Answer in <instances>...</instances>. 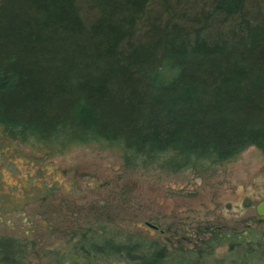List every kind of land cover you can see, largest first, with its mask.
Here are the masks:
<instances>
[{"label":"trees","instance_id":"trees-1","mask_svg":"<svg viewBox=\"0 0 264 264\" xmlns=\"http://www.w3.org/2000/svg\"><path fill=\"white\" fill-rule=\"evenodd\" d=\"M0 138L118 145L172 171L264 153V0H0ZM109 231L83 230L56 264H264L257 226L176 245ZM24 252L0 237V264Z\"/></svg>","mask_w":264,"mask_h":264},{"label":"rangeland","instance_id":"rangeland-1","mask_svg":"<svg viewBox=\"0 0 264 264\" xmlns=\"http://www.w3.org/2000/svg\"><path fill=\"white\" fill-rule=\"evenodd\" d=\"M262 199L264 153L253 145L206 170L172 171L158 162L127 165L118 145L94 142L60 152L0 138V237L25 245L21 264H56L58 255L72 250L90 227H106L110 235L156 234L159 241L174 245L191 244L206 227L264 230V217L255 213Z\"/></svg>","mask_w":264,"mask_h":264},{"label":"water","instance_id":"water-1","mask_svg":"<svg viewBox=\"0 0 264 264\" xmlns=\"http://www.w3.org/2000/svg\"><path fill=\"white\" fill-rule=\"evenodd\" d=\"M255 213L257 216L264 217V199L260 200L256 206H255ZM146 225L149 226L150 228L163 233V229L156 223L154 222H146Z\"/></svg>","mask_w":264,"mask_h":264}]
</instances>
